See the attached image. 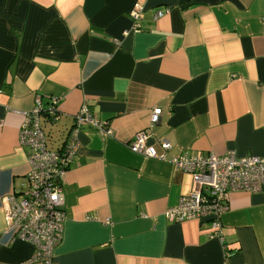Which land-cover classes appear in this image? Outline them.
<instances>
[{"label": "crops", "instance_id": "obj_1", "mask_svg": "<svg viewBox=\"0 0 264 264\" xmlns=\"http://www.w3.org/2000/svg\"><path fill=\"white\" fill-rule=\"evenodd\" d=\"M38 96L57 100L52 150L85 105L112 130H79L56 264H264V187L229 195L223 243L208 220L166 218L194 190L174 158L264 155V0H0V264H36L5 200L28 189L20 131ZM157 108L163 160L128 146Z\"/></svg>", "mask_w": 264, "mask_h": 264}, {"label": "built area", "instance_id": "obj_2", "mask_svg": "<svg viewBox=\"0 0 264 264\" xmlns=\"http://www.w3.org/2000/svg\"><path fill=\"white\" fill-rule=\"evenodd\" d=\"M143 9L136 6L131 12L135 23L134 32L141 27L139 22ZM164 13L157 12L156 18ZM128 32H125L127 34ZM57 100L51 99L49 108L41 97H36L34 106L26 114L20 131V143L27 150L29 171L26 175L27 191L6 198V219L9 228H15L19 240L31 244L34 254L30 263L56 264L54 256L62 242L66 221L65 196L62 181L79 148V130L91 125L102 134L110 135L112 130L98 123L87 105L75 114L73 125L65 134L62 146L57 150L49 148V137L44 130L46 124L59 120ZM163 110L157 108L151 115L150 128L134 135L129 149L147 158L165 159L171 150L165 139H157L161 153L155 145H148L160 123ZM177 170L192 178L194 190L183 196L176 207L166 212L172 223L208 220L211 236L222 243L221 215L228 209V198L232 192L259 193L264 187V155L239 158L235 152L222 155L213 153L196 156H182L173 159Z\"/></svg>", "mask_w": 264, "mask_h": 264}, {"label": "rangeland", "instance_id": "obj_3", "mask_svg": "<svg viewBox=\"0 0 264 264\" xmlns=\"http://www.w3.org/2000/svg\"><path fill=\"white\" fill-rule=\"evenodd\" d=\"M44 130L49 137L50 144L55 145L58 142L60 143L61 139L59 136L61 134L59 132L60 130H59L58 126L56 125V123L52 124V125L46 124L44 126Z\"/></svg>", "mask_w": 264, "mask_h": 264}]
</instances>
